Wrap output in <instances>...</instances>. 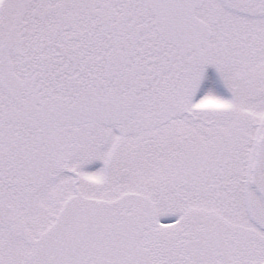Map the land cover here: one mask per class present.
Masks as SVG:
<instances>
[{"label":"snow or ice","instance_id":"1","mask_svg":"<svg viewBox=\"0 0 264 264\" xmlns=\"http://www.w3.org/2000/svg\"><path fill=\"white\" fill-rule=\"evenodd\" d=\"M0 264H264V0H0Z\"/></svg>","mask_w":264,"mask_h":264}]
</instances>
